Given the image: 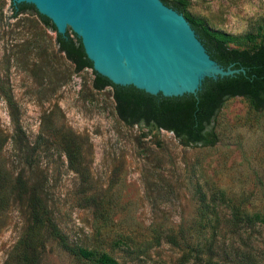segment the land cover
I'll return each instance as SVG.
<instances>
[{"label": "rangeland", "instance_id": "rangeland-1", "mask_svg": "<svg viewBox=\"0 0 264 264\" xmlns=\"http://www.w3.org/2000/svg\"><path fill=\"white\" fill-rule=\"evenodd\" d=\"M187 2L234 37L230 47H251L264 33V0ZM54 36L34 11L13 16L11 0H0V264H15L8 255L27 222L19 177L70 245L105 251L118 264H264V223L254 216L264 217V108L227 98L212 145H183L164 129L145 134L117 117L110 86L96 90L89 68L74 71ZM63 131L80 145L72 159ZM199 213L211 224L194 253ZM117 236L130 246L115 247ZM36 264L87 263L46 240Z\"/></svg>", "mask_w": 264, "mask_h": 264}, {"label": "water", "instance_id": "water-1", "mask_svg": "<svg viewBox=\"0 0 264 264\" xmlns=\"http://www.w3.org/2000/svg\"><path fill=\"white\" fill-rule=\"evenodd\" d=\"M35 9L71 50L79 40L92 69L116 91L144 101L165 97L158 112L188 97L202 108L209 81L220 89L260 71L230 57L212 59L185 17L162 0H11ZM71 31V32H70Z\"/></svg>", "mask_w": 264, "mask_h": 264}, {"label": "trees", "instance_id": "trees-1", "mask_svg": "<svg viewBox=\"0 0 264 264\" xmlns=\"http://www.w3.org/2000/svg\"><path fill=\"white\" fill-rule=\"evenodd\" d=\"M162 1L185 17L212 59L230 57L259 70V75L250 76L252 83L244 81L222 89L212 81H209L202 108L192 101L194 97H188V105L176 100L164 110L158 112L157 105L165 97L155 102L147 97L146 101H144L138 91H116L92 69L91 63L86 58L81 44L74 33L70 31L75 40L70 50L62 35L56 33L51 22L39 15L35 9L21 7L18 13L34 11L41 22L55 32L54 41L57 50L63 53L65 58L70 61L74 71H80L83 68L91 70V85L94 89L101 90L106 86L111 87L115 113L126 125L144 127L146 129L145 134H149L152 130L157 129L170 131L179 143L183 145H212L216 141L214 133L216 115L227 98L234 96L243 97L254 111L264 108V33L261 39L251 47H230L228 43L234 40V37L224 31L210 28L201 18L190 13L187 0ZM11 9L12 15L15 16L16 4L11 3ZM246 38L252 39L249 35ZM7 101H10L9 97ZM61 140L64 143L65 155L68 159H72L80 154L78 139L73 134L63 131L61 132ZM18 186L24 189L23 193H27L25 203L28 208V217L22 233L15 241L8 255V260L13 261L15 264H36L39 249L44 245L46 240H52L60 248L87 264H118L105 251L70 245L66 236L54 223L47 206L36 189L20 177ZM2 188L0 184V190ZM199 214L200 224L197 222L196 229H198V237L200 238L203 236L202 229L211 224V216ZM239 214L233 213V217L237 221H240L242 218ZM254 216L264 223V217L257 214ZM186 234L187 231L185 229H179L181 241L185 245H188ZM127 239L128 241H126ZM167 240L171 244L178 245V241L172 235H168ZM204 240L201 237L195 244H190L191 252L196 253L199 251L201 243ZM120 242L124 243L125 246H130L131 243L129 237L117 236L113 244L116 247Z\"/></svg>", "mask_w": 264, "mask_h": 264}]
</instances>
